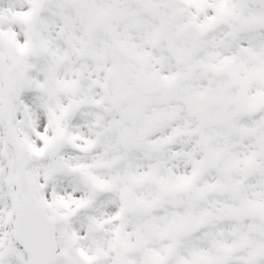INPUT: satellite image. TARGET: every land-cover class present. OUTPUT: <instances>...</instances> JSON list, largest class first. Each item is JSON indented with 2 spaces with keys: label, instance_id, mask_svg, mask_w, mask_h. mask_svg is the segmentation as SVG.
<instances>
[{
  "label": "snow or ice",
  "instance_id": "6c2138e0",
  "mask_svg": "<svg viewBox=\"0 0 264 264\" xmlns=\"http://www.w3.org/2000/svg\"><path fill=\"white\" fill-rule=\"evenodd\" d=\"M0 264H264V0H0Z\"/></svg>",
  "mask_w": 264,
  "mask_h": 264
}]
</instances>
